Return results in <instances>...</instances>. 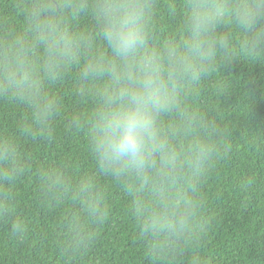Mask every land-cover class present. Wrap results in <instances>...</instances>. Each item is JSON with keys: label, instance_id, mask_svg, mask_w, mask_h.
Returning a JSON list of instances; mask_svg holds the SVG:
<instances>
[{"label": "clouds", "instance_id": "9594fccd", "mask_svg": "<svg viewBox=\"0 0 264 264\" xmlns=\"http://www.w3.org/2000/svg\"><path fill=\"white\" fill-rule=\"evenodd\" d=\"M241 66H264V0H0L4 235L32 236L17 192L30 182L59 210L44 264H102L118 188L148 264H212L210 183L241 144L264 158V118H249L260 77ZM60 134L82 151L35 164L27 146Z\"/></svg>", "mask_w": 264, "mask_h": 264}, {"label": "trees", "instance_id": "16d2710c", "mask_svg": "<svg viewBox=\"0 0 264 264\" xmlns=\"http://www.w3.org/2000/svg\"><path fill=\"white\" fill-rule=\"evenodd\" d=\"M242 74L250 71L260 77L249 118H264V66L249 70L241 66ZM235 106V105H234ZM11 112L0 108V121L7 122ZM234 121L243 117L236 111ZM34 154L35 164L51 161L65 155L78 154L80 144L70 134H60L53 143L28 145ZM244 157L222 166L218 178L210 183V209L218 221L215 231L206 244L212 254V264H264V158L252 149ZM82 166L87 161L77 155ZM255 173L258 184L248 192L239 189L243 174ZM20 196V213L30 224L32 236L27 242L9 239L0 228V264H44L37 252L43 248L55 232L59 210L39 200L30 182L21 181L17 186ZM109 217L100 229L96 252L103 257L102 264H148L132 233L131 222L126 215V199L123 192L113 188L109 195ZM54 260V254L51 256Z\"/></svg>", "mask_w": 264, "mask_h": 264}]
</instances>
